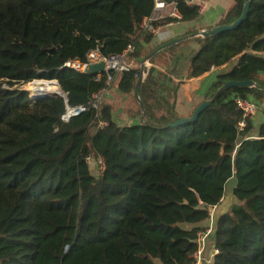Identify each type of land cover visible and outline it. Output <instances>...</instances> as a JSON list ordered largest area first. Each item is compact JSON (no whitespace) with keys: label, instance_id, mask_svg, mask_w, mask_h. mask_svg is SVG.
I'll return each mask as SVG.
<instances>
[{"label":"trees","instance_id":"trees-1","mask_svg":"<svg viewBox=\"0 0 264 264\" xmlns=\"http://www.w3.org/2000/svg\"><path fill=\"white\" fill-rule=\"evenodd\" d=\"M156 1L179 16L157 25L199 18L187 0H0V264H192L200 229L181 225L209 220L233 176L238 204L214 224L212 264H264V121L253 132L247 119L239 131L232 100H264V0H233L219 26L239 19L249 2L234 30L185 40L148 61L185 45L179 81L235 60L206 99L225 82L263 89H227L193 122L174 125L182 117L175 100L152 89V66L139 87L140 121L126 126L113 122L109 104L90 107L108 87L105 74L63 68L95 49L120 56L131 45L129 56L141 58L153 36L139 25ZM139 74L110 77L127 95ZM51 80L69 107L86 111L63 123L62 97L34 99L20 88L56 85ZM87 156L103 159L100 175L90 174Z\"/></svg>","mask_w":264,"mask_h":264},{"label":"built area","instance_id":"built-area-1","mask_svg":"<svg viewBox=\"0 0 264 264\" xmlns=\"http://www.w3.org/2000/svg\"><path fill=\"white\" fill-rule=\"evenodd\" d=\"M188 5H197L199 9H203L205 7V0H187L186 1ZM169 6L173 5H167L162 2L156 1L154 10L152 15L149 18L143 19L142 22L139 25V28L144 31L145 33L151 34L153 37H158L161 33L160 31V25H157L160 22H164L165 18H175L178 19L179 16L176 13V11H167V8ZM174 7V6H173ZM175 10V8H174ZM164 24L165 25H168ZM134 52V48L131 45H128L125 49V51L122 53L120 56H109L105 57L99 53L97 49L89 51L85 59L83 61L74 59V60H69L64 63L63 68L66 70L73 71L75 73H84L86 68L91 65V64H97L102 62L104 64V72L102 74H105L107 76L106 80V85L108 86L107 88H104L97 93L93 94L91 96V101H90V107L92 109L97 110L101 104L104 101V98L106 97L110 86L109 84L112 81V78L110 77L111 73H115L119 71L127 70L128 68L121 66L119 62L123 59L128 57L130 54ZM110 69L109 71H107ZM102 74H97V78L100 77ZM31 93V92H30ZM60 97L64 100L65 103V112L61 116V121L63 123H67L72 117L79 115L82 112L86 111V108L84 107H74L71 108L67 105V100L65 101L64 95L58 92ZM233 103L235 106L240 110L242 113V121L239 122L238 124V130L242 131L245 127V120L247 119H253L259 111L264 112V104H261L251 98H240V97H232ZM100 127H102L104 124L100 123ZM85 163L89 170L92 169H97L98 170V175H100L103 171L104 167V161L100 157H93V156H87L85 158ZM97 175V176H98ZM214 226L211 224L208 227H206L202 232L197 233L196 235V250L193 254V263L192 264H201L203 261V255L205 252V247H206V239L208 236L213 234Z\"/></svg>","mask_w":264,"mask_h":264},{"label":"crops","instance_id":"crops-1","mask_svg":"<svg viewBox=\"0 0 264 264\" xmlns=\"http://www.w3.org/2000/svg\"><path fill=\"white\" fill-rule=\"evenodd\" d=\"M233 6V0H205V7L200 10L199 18L192 22H175V23H169L168 25H160V35L158 37H153L151 42L147 46L155 45L159 46L160 44L179 37L187 36L196 34L197 32L213 28L216 26H219V22L221 21L222 17L226 14V12L232 8ZM167 11H175L173 6H169L167 8ZM188 40V39H187ZM147 46L145 48H147ZM196 48V47H195ZM262 58H264V54H260ZM225 66H222L220 68H214L211 69L209 72L205 73L204 75L190 79V80H182L184 84L180 85L176 98H175V113L182 118H187L189 114L192 112L193 109H195L203 100L206 99V95L209 92L210 87L214 83L216 76L218 74L224 73L226 71H223L222 69ZM220 72V73H219ZM117 87V83H116ZM187 92H190V94H193L194 99L197 100V105L193 107L188 113H179L178 106L179 102L183 99H186L190 101V96L187 94ZM109 95V91L104 99H107ZM123 111V110H122ZM117 111L114 113V111H111V117L114 123H116L118 126H126L131 124H138L139 119L138 116L134 115L135 111L132 112H126L125 110ZM125 116V118L122 119L121 123L117 116L119 115ZM264 121V112L259 113V115L255 116L252 119L253 122V132L256 130L257 126ZM213 212H210V219L201 223H198L196 225H187L183 224L181 225V228L190 230L192 228H199L200 232H202L206 227L209 225H214L216 222V216L212 215ZM199 233V232H198ZM214 238L213 234L207 237L206 239V247L205 252L203 255V261L201 264H212V259L214 256Z\"/></svg>","mask_w":264,"mask_h":264},{"label":"rangeland","instance_id":"rangeland-1","mask_svg":"<svg viewBox=\"0 0 264 264\" xmlns=\"http://www.w3.org/2000/svg\"><path fill=\"white\" fill-rule=\"evenodd\" d=\"M184 46L179 47V48L175 49L174 51L163 52V53L155 56L153 58L152 64L149 63L148 61L146 62L144 59H145L146 55L152 49H154L156 46L155 45L147 46V48L144 49L141 58L135 60L129 56V57L123 58L119 62V64L121 66L128 68V69L130 68V69H137V70H140L141 65L144 64L146 69H145V73L142 75V80L145 78L149 68L151 66L154 67L155 71L152 74L151 87L155 91V93L158 94L159 96L160 95H163V96L168 95L169 102H171L172 100H175L176 94H177L179 88L181 87L180 85L184 84L183 82L179 81V79H183L185 76L184 60L188 54V49H187V47H184ZM175 61H177V62H175ZM234 63H235V60H233L230 64L226 65L222 70L223 71L229 70L234 65ZM115 74H119V71L115 72ZM169 74L171 75V78H172L171 83L167 82V80H166V77H168ZM117 78L118 77H116L115 79H112L111 83L109 84V86H110L109 95H108L107 99H104L103 103L109 104L111 107V111H114V113L117 111H122V110L123 111L125 110L127 113L132 112V111H136L138 108V104H137V101L134 99L133 92H131L130 94H127V95L120 93L116 87ZM37 81H50V80H37ZM51 81H55V80H51ZM32 82H30L24 86H21L20 88L23 90H26L27 92L30 93L31 91L37 92V88H39L40 86L41 87L46 86L45 91H48V92L52 91V89H51L52 84H47V83L44 84V82H39L37 84L31 85ZM45 91H42V92H45ZM49 94H52V93H49ZM187 94L191 97L190 101L187 100V97H185L186 99H183L182 101L179 102V106L177 107L179 113H185V112L188 113L193 107H195L197 105L196 104L197 100L194 99L193 94H190V92H187ZM256 101L261 103V104H264V100L258 99ZM150 102H151V104H155L154 101H152V100H149V103ZM259 113H262V111H259L257 113V115H259ZM117 116H118L120 123H121L122 119L125 118L126 115L124 116L122 113V115L117 114ZM89 172L93 176L98 175L97 169L91 168L89 170ZM229 202H230L231 206L233 204H238L234 197L229 199ZM210 212L214 213V208L211 209Z\"/></svg>","mask_w":264,"mask_h":264},{"label":"water","instance_id":"water-1","mask_svg":"<svg viewBox=\"0 0 264 264\" xmlns=\"http://www.w3.org/2000/svg\"><path fill=\"white\" fill-rule=\"evenodd\" d=\"M248 6H249V2L247 1L243 7L242 10V14L239 17V19H237L235 22H233L230 25H223V26H216L213 28H209L200 32H197L196 34H192V35H187V36H183V37H179V38H175V39H171L168 40L162 44H160L157 48H155L145 59V61H149L154 55H156L157 53H159L160 51L166 50L172 46H175L187 39H191L194 37H209V36H213V35H217L221 32L224 31H232L234 30L236 27H238V25L245 19L247 12H248ZM104 64L102 62L97 63V64H91L89 65L86 70L84 71V74L86 75H97V74H102L104 72ZM145 66L144 64L141 65L140 68V74L136 80L135 86H134V90H133V96L135 98V100L137 101L139 107L141 108V111H143V106L141 104L140 98H139V87H140V83L142 80V75L145 73ZM110 69H108L107 71H109ZM37 81V80H35ZM34 82V81H33ZM56 85L57 82L55 81ZM58 87V85H57ZM230 88H238V89H259V90H263L260 87H258L253 81H243V82H225L214 94V96L210 99H205L203 100L194 110L193 114L191 117L189 118H182L179 121H177L174 125H181L184 123H189V122H193L197 119V117L200 115V113H202L206 108H208L210 106V104L216 100L220 94L222 92H224L227 89ZM26 91V90H24ZM54 96H60L57 93H44V92H34L31 91L30 97L34 98V99H39V98H50V97H54ZM64 99L66 101V95H64ZM237 186V178L236 176H233V178H231L225 185L224 188V194H223V198L220 201V203L214 207V213H212V215L216 216V222L217 220L225 215L229 208H230V202L229 199L234 197V190ZM215 222V223H216ZM214 226V225H213Z\"/></svg>","mask_w":264,"mask_h":264},{"label":"bare ground","instance_id":"bare-ground-1","mask_svg":"<svg viewBox=\"0 0 264 264\" xmlns=\"http://www.w3.org/2000/svg\"><path fill=\"white\" fill-rule=\"evenodd\" d=\"M44 84H46V83H44ZM47 84H52V87H51L52 91H50V92L45 91V87L46 86H42V87L40 86L39 88H37V92H42V91H45L44 93H57V92H60L59 89L57 88V86L54 85L53 83H47Z\"/></svg>","mask_w":264,"mask_h":264}]
</instances>
